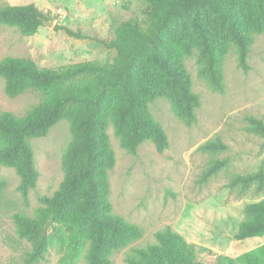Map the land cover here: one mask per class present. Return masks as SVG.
Returning <instances> with one entry per match:
<instances>
[{
    "label": "trees",
    "instance_id": "16d2710c",
    "mask_svg": "<svg viewBox=\"0 0 264 264\" xmlns=\"http://www.w3.org/2000/svg\"><path fill=\"white\" fill-rule=\"evenodd\" d=\"M146 17H132L116 25L111 39L85 35L54 23L55 16L34 3L0 6V24L34 35L51 23L78 39H92L116 51L112 61H82L61 69L40 67L29 57L8 56L0 61L6 91L16 97L28 90L44 98L23 115L5 111L0 115V166L13 168L20 178L18 190L27 202L39 172L29 139L44 137L61 120L70 122L72 139L62 165L64 177L52 195L40 197L35 216L13 215L19 238L31 244L23 264L43 260L53 244L63 252V264H112L114 252L143 236V229L112 213L108 172L116 163L108 129L113 126L121 146L136 154L151 141L158 152L169 147L162 125L149 104L167 98L175 114L190 125L197 119L200 96L192 89L184 59L197 52L199 76L219 92L225 89L223 63L231 46L238 65L250 68L248 55L255 35L264 32V0H145ZM248 130L264 140V121L247 117ZM228 148L217 138L199 147L219 153ZM229 166L227 158L212 159L201 174L208 183ZM264 190V169L231 178L229 187L244 193L251 187ZM53 222L50 234L43 228ZM264 237V199L245 207L234 238L244 241ZM156 243L134 248L125 264H201L200 255L213 264H264V243L236 257L216 253L190 243L167 227L156 233Z\"/></svg>",
    "mask_w": 264,
    "mask_h": 264
},
{
    "label": "rangeland",
    "instance_id": "374dc122",
    "mask_svg": "<svg viewBox=\"0 0 264 264\" xmlns=\"http://www.w3.org/2000/svg\"><path fill=\"white\" fill-rule=\"evenodd\" d=\"M34 3L55 16L54 23L85 35L111 39L116 25L132 17L144 20L145 0H0ZM116 51L92 39H78L65 31H55L51 23L34 35L19 28L0 24V61L5 57H29L40 67L61 69L82 61H112ZM197 52L184 64L191 75L192 89L200 96L197 119L188 125L174 112L170 101L161 97L149 104L154 119L167 133L169 147L158 152L151 141L142 143L136 154L121 146L113 126L108 133L115 152V166L109 170L112 213L143 229V236L112 255V264H125L134 248L156 243V233L167 227L182 234L190 243L236 257L264 243V237L244 241L234 238L245 218L249 203L264 199V190L251 187L244 193L229 187L232 177L264 169V140L248 130L247 117L264 121V32L255 35L248 55L250 68L238 65L237 51L231 46L223 63L225 89L213 90L200 77ZM44 98L43 92L28 90L16 97L6 91L0 76V115L5 111L23 115ZM220 138L228 148L219 153L202 152L199 147ZM72 139L70 122L61 120L46 136L31 138L37 186L26 202L18 190L20 178L13 168L0 166V264H23L31 244L19 238L13 215L22 212L34 217L40 197L52 195L63 180V154ZM2 143L0 141V147ZM215 158H227L229 166L208 183L201 174ZM51 229L48 234H50ZM63 252L53 244L37 264H63ZM201 264H213V257L200 255ZM77 264H87L84 255Z\"/></svg>",
    "mask_w": 264,
    "mask_h": 264
},
{
    "label": "water",
    "instance_id": "95a60500",
    "mask_svg": "<svg viewBox=\"0 0 264 264\" xmlns=\"http://www.w3.org/2000/svg\"><path fill=\"white\" fill-rule=\"evenodd\" d=\"M53 222L49 221L45 227L43 228V236L46 237L48 235L49 230L52 228Z\"/></svg>",
    "mask_w": 264,
    "mask_h": 264
}]
</instances>
